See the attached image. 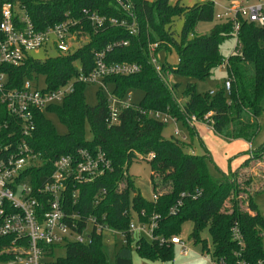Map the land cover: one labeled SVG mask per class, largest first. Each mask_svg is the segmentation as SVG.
<instances>
[{
  "label": "trees",
  "instance_id": "1",
  "mask_svg": "<svg viewBox=\"0 0 264 264\" xmlns=\"http://www.w3.org/2000/svg\"><path fill=\"white\" fill-rule=\"evenodd\" d=\"M122 1L130 5L134 18L118 5L117 0H0V22L4 4H19L26 9L37 31H46L71 19L78 22L73 30L77 36L76 43L87 38V43L73 53L61 54L43 62L29 57L19 67L4 69L9 73L10 88L20 87L26 79L40 77L45 78L49 90H58L70 81L74 82L73 93L61 105L46 111L56 114L66 125V136L56 134L45 113L37 116L30 145L47 160L46 165L34 174L37 183H43L51 174V163L55 159L79 149L92 152L101 149L110 158L114 170L95 183L82 187L79 204L74 210L81 215L105 216L111 229L126 234L127 245H122L117 252L115 264H134V252L139 258L153 262H165L173 256V247L161 246L157 241L150 242L144 237L134 239L129 234L131 209L139 214V220L143 223H148L154 215L160 216L158 229L155 230L156 238L179 236L182 225L191 222L194 225L193 239L196 243L205 244L200 240V232L209 228L215 255L230 261L235 260L234 253L238 251L231 236V229L237 224L246 243L243 258L253 264L264 262V217L255 199L244 191L250 184L249 178L244 184H238L236 177L250 160L232 177L225 176L218 182L210 176L209 164L212 161L208 155H195L188 150L186 142L174 136L165 139V124L151 116L152 113L171 115L185 124L192 139L198 135L191 125V118L202 120L212 113L213 131L217 136L226 141L251 143L260 132L259 118L263 114L264 26L239 21L241 51L228 58V75L234 80L230 94H226L223 85L213 95H201L197 93L196 85L189 83L181 95L184 103L180 104L176 97L180 85L170 86L158 75L150 61L149 45L159 44L155 56L159 60L161 55L165 56V62H160L164 74L205 81L225 61L220 47L226 39L233 37V24L221 22L209 33L197 35L195 28L198 23H210L214 19L215 5L211 2L204 1L185 8L181 0L175 3L172 0ZM85 11L119 22L125 21L126 26L107 23L96 30L88 21ZM177 19L183 20L180 35H176L173 29ZM133 25L138 31L137 35H131ZM121 42L128 45L118 46ZM110 46L111 50L107 51ZM173 52L179 59L177 66L167 62V57ZM100 53H106L107 64L141 66V72L137 75L105 79V84L113 87L112 94L119 100L131 89H140L144 93L140 105L125 109L115 124L109 121V106L103 94L99 96L98 104L91 107L84 97L87 84L76 81L79 75L76 63H80L83 73L90 74L96 67V55ZM87 125L91 130V141L86 140ZM260 150L264 154V146ZM150 154L154 157L147 162L152 170L151 184L153 194L158 198L156 202L145 200L128 174L135 160H146ZM103 189L107 191V197L95 207V196ZM183 193L201 195L195 200L184 199L180 211L175 215L170 214V209ZM70 196H67L69 212L72 211ZM245 203L247 210H244ZM227 204L230 205L228 208ZM142 213H145V217H142ZM12 241V238L0 239V264H16L19 253L9 251ZM66 248V257L51 264H110L104 250L103 236H95L88 245L70 243ZM54 250V247H48L47 255L51 256Z\"/></svg>",
  "mask_w": 264,
  "mask_h": 264
},
{
  "label": "built area",
  "instance_id": "2",
  "mask_svg": "<svg viewBox=\"0 0 264 264\" xmlns=\"http://www.w3.org/2000/svg\"><path fill=\"white\" fill-rule=\"evenodd\" d=\"M179 1V0H173ZM216 4V0H205ZM118 5L134 18L129 4L117 0ZM88 21L94 29H102L107 23L112 26L125 27L126 22L117 19L101 17L98 14H90L85 11ZM222 22L233 24L232 34L237 39L236 54L241 51L239 40V21H246L258 26H264V4L245 6L243 4H231L223 14L217 15ZM78 22L68 19L46 31H37L25 8L19 4L6 3L2 7L0 22V239L12 238V247L9 251L18 254L16 264H51L50 255H47L48 247L57 248L70 243L91 244L95 236H104L105 232L114 237L122 238V245H127L126 234L111 229L106 223V217H98L95 214L81 215L74 209L79 204V196L84 186L95 183L98 179L112 173L114 167L108 155L101 149L89 151L79 149L75 153L61 156L52 161V171L43 183L38 184L35 172L42 169L47 160L43 154L37 152L31 145L36 130L37 116L48 109L61 105L74 91V82L58 90H49L47 85L42 88L40 79H26L18 88L9 87V73L6 67H19L29 58V53L54 45L60 54L67 55L77 49L76 32L73 30ZM138 31L133 25L131 35H137ZM127 42H121L118 46L126 47ZM159 44L149 45L148 53L151 64L160 77L167 84L169 76L164 74L160 60L155 56ZM111 50V46L107 51ZM235 55V54H234ZM106 53L96 55V67L90 74L82 70L76 81L83 84L97 83L109 77H129L141 72L138 64L121 63L107 64ZM229 68L228 59L222 66ZM233 78L229 77L224 82L226 94H230ZM214 93H212L213 95ZM109 106V121L117 123L120 114L131 105H127L111 94L107 100ZM152 117L165 125L170 121L177 126V119L169 114L152 113ZM212 113L202 120L192 117L191 125L201 124L213 129ZM174 137L186 142L181 137L178 128L174 131ZM181 137V138H180ZM154 155L147 156L146 161H151ZM28 181L21 186L23 181ZM264 182V174L262 175ZM105 189L95 196L94 205L98 207L107 197ZM71 210L67 207L68 198ZM201 194L191 195L183 193L177 204L170 209V214H177L183 207L184 199H197ZM158 200L154 196L153 201ZM130 215H136L137 225L131 221L129 234H138L147 238L150 242L157 241L161 246L178 248L182 256L191 251L187 241L180 236L171 238L155 237L158 229L159 215L151 217L148 223L140 222L139 214L134 210ZM145 217V213L141 214ZM92 227L90 236H84V231ZM232 241L237 245L238 251L234 253V261L227 258L212 257L211 264H253L243 258L246 248L244 235L236 224L231 229ZM263 236V235H262ZM263 261L257 264H263Z\"/></svg>",
  "mask_w": 264,
  "mask_h": 264
},
{
  "label": "rangeland",
  "instance_id": "3",
  "mask_svg": "<svg viewBox=\"0 0 264 264\" xmlns=\"http://www.w3.org/2000/svg\"><path fill=\"white\" fill-rule=\"evenodd\" d=\"M41 2H51L53 0H39ZM205 0H181L182 6L185 8L192 7L196 4L204 2ZM175 3L176 1H173ZM243 4L245 6H256L259 4H264V0H216L214 19L210 23H198L195 28V34L204 35L210 32V30L222 21L217 19V15L223 14L226 9H229L231 4ZM183 28V20L177 19L174 31L176 35H180ZM87 43V38H82L77 43V48L83 46ZM236 37H230L226 39L220 47V54L223 58L228 59L230 56L236 54L237 47ZM264 47V43L262 44ZM60 52L54 45H49L46 48L34 50L29 53V57L36 61H46L48 59H55L60 56ZM166 58L164 55L160 56V62H165ZM167 62L172 66H177L179 59L175 52L167 57ZM77 70H81L80 63H76ZM229 75L226 68L220 67L216 69L210 78L205 81H193L191 79L169 75L168 85L179 84L180 89L177 91V99L180 104H183L182 92L185 86L189 83L196 85V91L198 94L206 95L217 93L218 90L222 89L223 84L228 80ZM41 87L46 86L45 78L40 77ZM113 92V87L111 85H106L102 81L97 83L87 84L84 90V97L86 103L95 107L98 104V98L103 94L105 99H109ZM144 93L140 89L128 90L122 99V102L127 105L138 106L143 99ZM263 114L259 118L260 132L257 137L251 142L246 143L243 141H226L219 136H217L212 128H207V134L199 137H193L191 139L189 130L185 124L181 121L177 123V126L173 122H169L164 126L163 136L165 139H171L176 128L181 132V137L187 138L188 150L193 151L195 155L198 156H209L211 161L209 164V173L212 179L221 182L225 176H231L241 169L246 161L243 159L244 156L249 158L250 162L242 169L241 173L236 176L237 182L244 184L245 180L249 178V186L244 188V191L248 196L255 199L258 206L260 214L264 217V182L262 180V175L264 174V154L260 153V149L264 146V102L262 104ZM46 118L51 122L57 135L66 136L68 134V128L64 125L59 117L54 113L45 112ZM85 136L87 141L92 140V134L90 127L87 125ZM180 137V138H181ZM191 144V145H190ZM190 145V146H189ZM259 153V154H257ZM256 158V159H255ZM253 163V164H252ZM128 174L135 181L136 188L140 191L142 197L147 201H153L154 194L151 184L152 170L149 162L146 160H135L131 167L129 168ZM245 177V179H244ZM28 181H23L21 186L26 184ZM230 205L227 204L228 208ZM247 203L244 204V210H247ZM132 221L137 225L136 215H132ZM193 223L186 222L181 227V232L179 236L187 241V245L190 248V252L186 256L181 255V251L178 248H174L173 256L169 260L163 261H149L143 260L138 257L136 252H134V264H211L210 261L214 256V245L213 238L209 228H205L200 232V240L204 243H196L193 239ZM92 232V227L89 226L83 233L84 236H90ZM262 246L264 251V231L262 233ZM104 250L107 253L109 263L115 264V256L122 246V238L120 236L114 237L111 233H104ZM138 234L134 235V239L139 238ZM147 239V238H146ZM148 240V239H147ZM149 241V240H148ZM67 248L62 245L49 254H52L48 261L54 262L58 259H64L66 257Z\"/></svg>",
  "mask_w": 264,
  "mask_h": 264
},
{
  "label": "crops",
  "instance_id": "4",
  "mask_svg": "<svg viewBox=\"0 0 264 264\" xmlns=\"http://www.w3.org/2000/svg\"><path fill=\"white\" fill-rule=\"evenodd\" d=\"M149 1H152V0H149ZM194 128H195V131H196V133H197V135H198V137L200 138V139H202V136H204L205 134H207V128L208 127H206V126H204V125H201V124H196V125H192ZM187 139V138H186ZM238 141H242V140H238ZM243 142H245V141H243ZM247 143V142H246ZM193 152V151H192ZM245 156V155H244ZM244 156H241V157H243V159H245V161H248L249 160V158H246V157H244ZM253 164V163H252ZM243 168V167H242ZM241 168V169H242ZM240 170V169H239ZM238 170V171H239Z\"/></svg>",
  "mask_w": 264,
  "mask_h": 264
}]
</instances>
